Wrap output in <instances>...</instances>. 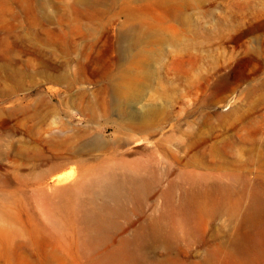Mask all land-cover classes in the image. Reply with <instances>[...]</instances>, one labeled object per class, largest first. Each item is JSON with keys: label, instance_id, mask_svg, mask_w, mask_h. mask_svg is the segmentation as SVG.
I'll list each match as a JSON object with an SVG mask.
<instances>
[{"label": "rangeland", "instance_id": "1", "mask_svg": "<svg viewBox=\"0 0 264 264\" xmlns=\"http://www.w3.org/2000/svg\"><path fill=\"white\" fill-rule=\"evenodd\" d=\"M126 1L95 39L75 42L87 65L114 58L108 36L127 15L165 40L130 125L115 114L91 123L59 102L95 83L68 91L36 75L6 92L0 52V264H264V217L245 218L250 202H264V0ZM61 17L53 30L67 31ZM10 29L0 24V38ZM15 47L16 68L36 64L29 44ZM41 97L57 111L48 123L29 117L45 111ZM109 172L146 183L120 211L81 189ZM98 209L110 222L95 239L86 212Z\"/></svg>", "mask_w": 264, "mask_h": 264}, {"label": "bare ground", "instance_id": "2", "mask_svg": "<svg viewBox=\"0 0 264 264\" xmlns=\"http://www.w3.org/2000/svg\"><path fill=\"white\" fill-rule=\"evenodd\" d=\"M136 1L126 2L130 4ZM117 2L118 0H73L68 5L56 0H0V24L4 26L11 23L9 34L0 38V45L4 47L0 52L6 59L2 73L13 84L6 92H15L23 87L25 78L33 79L36 75H43L51 82L67 84L68 91L75 85L95 83L98 85L96 90L83 87L77 96L69 95L66 100L62 98L59 102L64 106L76 105L80 114L86 116L91 123L109 121L111 114H115L127 125L140 119L141 113L133 106L144 99V91L153 81L154 62L164 54L165 40L161 35H156L137 20L130 21V16L127 15L119 33L112 39L108 36L112 42L111 51L116 56L96 59L90 65L81 59L83 55L75 42L78 36L86 42L95 39L104 30L102 20L115 8ZM125 9L124 4L121 12ZM56 15L62 16L58 23L66 26L67 31L52 29L51 26L57 22ZM174 18L175 21L180 19L178 16ZM23 27L27 29V33L19 31ZM11 35L15 38L13 42L10 41ZM20 43L30 45L25 52L34 56L36 64L28 61L23 64L22 69L16 68L13 53L15 46ZM41 45L52 47L53 55L60 51L67 59L62 63L54 62L40 49ZM173 45L177 46L178 43L174 41ZM73 53L77 55V59L71 57ZM41 103L46 108L45 111L35 110L29 117L39 123H48L56 116L57 111L42 97ZM21 113L25 115V110H21ZM150 113L148 110L147 115ZM64 114L72 117L68 111H64ZM62 180L59 179L61 182ZM90 188L98 189V194L105 199L117 202L116 210L120 211L122 201L129 194L143 192L146 183L129 177L121 178L109 172L100 174L87 188L81 189L86 191ZM262 217L264 202L255 198L249 203L245 218L252 220ZM86 218L95 239L106 230L110 222L109 216L102 209L87 211Z\"/></svg>", "mask_w": 264, "mask_h": 264}]
</instances>
